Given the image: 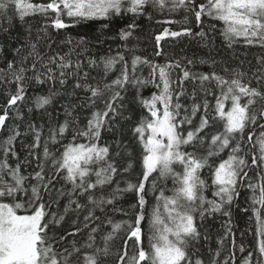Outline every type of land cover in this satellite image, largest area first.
<instances>
[{
    "label": "snow or ice",
    "instance_id": "obj_1",
    "mask_svg": "<svg viewBox=\"0 0 264 264\" xmlns=\"http://www.w3.org/2000/svg\"><path fill=\"white\" fill-rule=\"evenodd\" d=\"M149 9L183 16L180 30L155 36L157 49L167 37L212 44L211 32L230 49L264 50V0H0V264H205L206 222L217 216L218 243L231 238L229 264L241 197L255 245L242 264L254 255L264 264V54L247 69L212 60L201 72L187 57L92 58L83 37L64 50L52 36L70 26L65 18L135 20ZM144 66L148 75H138ZM62 91L63 120L52 123L48 107ZM37 110L45 124L31 118ZM129 195L135 202L119 207Z\"/></svg>",
    "mask_w": 264,
    "mask_h": 264
},
{
    "label": "trees",
    "instance_id": "obj_2",
    "mask_svg": "<svg viewBox=\"0 0 264 264\" xmlns=\"http://www.w3.org/2000/svg\"><path fill=\"white\" fill-rule=\"evenodd\" d=\"M149 14L152 16L151 19L149 18ZM166 19H172L178 21V23H163ZM65 22L70 26L59 31L53 30V39H55L61 47H64L62 43L63 41L71 39L75 43L83 37L85 40V44L83 46L87 48L88 54H90L92 58L103 55L115 56L119 53L124 55L125 59L128 60L129 63L133 56H140L142 58L150 59L155 63L163 64L172 59H182L183 57H187L196 61L195 70L208 72L210 70L212 60L218 62V69L223 66L220 62L235 66L240 60H244V67L247 69L248 61H252L254 66L255 57L264 54V50L259 48H246L241 44H237L230 49L226 46L223 38L218 33L211 32L209 35L214 38V42L212 44H208L206 41H201L200 38L195 35L179 38L167 37L165 40L160 42V48L157 49L155 42V36L157 34L162 32L164 28H170V30L177 31L182 27L183 16L180 13H176L171 16L167 13L161 15L158 13H151V9H149L148 13L143 16H137L135 20H133L131 14H127L123 17H114L109 20L95 19L81 21L79 23H75L72 20L65 18ZM32 23H38V21L34 20ZM131 23L136 25V27L132 29V35L129 36L127 40H122L119 35L121 29L127 30L128 25ZM104 24H107L108 26L103 27ZM187 26L192 28L193 33L199 31V28H197L194 22ZM19 30L20 29L18 27L13 28V35H15V33ZM205 30H207V28H205ZM64 50H67V48L64 47ZM157 50L162 52L160 56L155 55ZM201 58L207 60V63L200 64L199 60ZM86 62L87 56L85 57V63ZM182 63H186V60H182ZM119 68L120 65L118 64L114 72L111 74L112 78L119 74ZM91 71L93 75H97L100 69H92ZM137 74L147 76V66H144ZM175 75L176 73H174V76ZM56 87L59 88V85ZM67 91H70V88ZM67 91H62L59 96H56L53 104L48 107V112L52 114V123H55L57 118L61 121L63 120L61 106L69 100ZM153 91H155V89L149 87L144 90L143 94L147 97ZM36 92L47 94L48 89L46 87L36 89ZM29 95H32V90H29ZM2 103L3 98L0 97V104ZM31 118L41 124H45L48 121V117L43 115L41 110L34 111ZM81 122L83 123V116L81 117ZM3 136L4 134L0 133V139H2ZM70 138L71 137H69V139ZM20 155L23 156L24 152L21 151ZM205 178H207V173H205ZM208 195L210 196V193H208ZM134 202V198L129 195L118 206L128 210L129 206ZM245 206L246 205L243 203V197H241V199L233 206V233L235 237L236 249L234 260L230 261L229 264H242L244 256L247 255V251L254 250V237L250 232L252 223L249 220L248 215L241 211V208ZM114 219L127 220L128 217H121L119 214H116ZM222 221L223 218L217 216L215 220L206 222L210 230V239L200 249L205 264H211L212 253H214L217 249H220L221 252L220 256L217 258L220 264H224V260L229 257V252L231 250V238L226 239L222 246L218 243V239L223 233V229L221 228ZM145 227H147V222H145ZM242 243L246 249L244 253L239 251V246ZM115 244L116 247H119L120 241L117 240ZM253 264H256L255 255L253 257Z\"/></svg>",
    "mask_w": 264,
    "mask_h": 264
}]
</instances>
